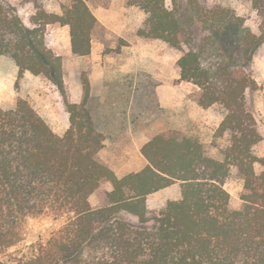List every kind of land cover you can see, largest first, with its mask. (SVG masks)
Returning <instances> with one entry per match:
<instances>
[{
  "label": "trees",
  "instance_id": "16d2710c",
  "mask_svg": "<svg viewBox=\"0 0 264 264\" xmlns=\"http://www.w3.org/2000/svg\"><path fill=\"white\" fill-rule=\"evenodd\" d=\"M128 3L145 14L138 35L182 51L175 66L180 81L198 88L197 104L224 109L214 136L228 132V144L214 157L197 136L169 128L141 147L148 161L142 170L117 177L97 158L104 135L88 104L86 72L79 75L80 101H68L61 56L45 43L46 25L59 23L69 28L71 53L90 54L98 21L87 0H67L60 13L38 9L29 25L8 0H0V56L12 59L19 76H45L68 113V126L59 134L25 98L10 108L0 105V254L21 240L28 218L60 220L47 238L20 255L0 258V264H264V157L253 152L261 135L245 97L257 88L250 66L264 36L221 5ZM251 4L264 24V0ZM146 77L149 84L137 74L115 86L116 113L127 112L131 93L137 109L154 107L156 84ZM233 167L243 181L238 209L229 207L223 186ZM103 181L112 188H101ZM176 182L179 199L147 208L149 194ZM92 194L99 195L97 205L90 203Z\"/></svg>",
  "mask_w": 264,
  "mask_h": 264
},
{
  "label": "rangeland",
  "instance_id": "374dc122",
  "mask_svg": "<svg viewBox=\"0 0 264 264\" xmlns=\"http://www.w3.org/2000/svg\"><path fill=\"white\" fill-rule=\"evenodd\" d=\"M8 1L16 8L23 22L27 25H29V17L36 10L43 9L48 12L60 13V5L67 2V0ZM200 1L207 6L221 5L234 9L238 15L244 18L245 24L252 32L264 36V24L261 17L252 7L251 0ZM164 2L168 8L172 7L171 0H164ZM87 3L96 17L108 19L111 22L109 26L98 25L97 23L92 32L91 37L93 36L94 38V58L90 55L83 58L76 57L71 53L69 28L67 25L50 23L46 25L44 30L46 46L61 56L63 80L68 101H70V96L74 98L77 94L76 87L77 83L80 84V72L85 71L87 76L90 77L96 70L94 62L99 60L98 55L100 54V50H103L108 55L107 64L111 66L110 70L115 67L117 70H120L122 65H129L130 43L138 35L137 30L143 26V20L145 18L144 12L137 6L129 4L128 0H87ZM145 39L149 40L147 38ZM183 48L186 49V46H183ZM181 54V50L171 47L165 41L158 39L151 43V46L146 50L141 59L135 54L132 48V66L139 68L137 74L141 82L143 81L149 84L148 78L146 77L149 76L153 78L156 85H162L166 88L162 90L163 95L171 98L174 102V109H170L169 113H177L175 104L177 100L183 99L185 108L184 129L181 128L183 126H181L180 122L178 127L188 134L197 136L205 144L208 154L214 157H220L218 149L228 144L229 133L226 132L223 136L219 137L214 136V128L223 118L225 111L218 104H213L197 112L194 111L197 105L198 88L187 81L180 84V80L176 79L179 70L175 66V62ZM250 72L256 81L257 88L253 91H246V103L254 115L257 129L261 135V140L253 146V152L259 157H264V39L254 51ZM93 76H95L94 89L98 91L99 85L96 79V71ZM110 76L108 85L109 98L117 100L118 96L116 94L118 88H115V86L118 85L117 82H120L119 80L121 78L128 77V73H121L119 71L117 75H114V73L110 72ZM21 97L25 98L46 119L53 130L55 126L53 120H56L59 127L56 128L55 126V132L62 133L60 130L62 127L60 126H63L64 121H67L68 114L62 96L56 90L55 86L45 76L34 75L29 71H24L19 76L18 68L12 59L7 56H0V105L5 108H10ZM119 100L121 101L122 99L119 98ZM150 111L152 112L153 108L149 104L146 113L149 114ZM103 112L107 114L116 113L114 107L111 105L105 107ZM154 112L156 116L158 113L156 110ZM164 113L165 110L163 109L162 114L164 115ZM170 118L171 116H169L167 121L168 126L166 128L172 127L173 121ZM254 168L256 171H259L261 167L256 163ZM105 185V183L101 185V188L104 190ZM223 186L230 196L229 207L238 209L242 203L240 194L243 190V181L238 176L235 167L231 168L230 175ZM89 200L92 205H97L99 195L92 194ZM59 223L60 220H56L52 216L28 218L22 228L21 240L16 245L2 252L0 258L10 259L13 256L26 252V247L29 244L47 238L50 232L58 227Z\"/></svg>",
  "mask_w": 264,
  "mask_h": 264
},
{
  "label": "crops",
  "instance_id": "0c3cea01",
  "mask_svg": "<svg viewBox=\"0 0 264 264\" xmlns=\"http://www.w3.org/2000/svg\"><path fill=\"white\" fill-rule=\"evenodd\" d=\"M96 18L98 21V25L100 24L105 26L111 25V22L108 19H102V18L100 19L98 17ZM132 40L133 41H131L129 46L130 48L129 65H122L120 70H117L116 67L110 70L111 66L107 64L108 55L104 53L103 50L99 51L100 53L98 55L99 60H96V62H94V64L96 65L95 71L97 72L96 79L99 85L98 91L94 89L95 76H93V74L95 73V71L92 75H90V77H88L90 84V98L88 104L91 106L92 117L94 119L97 129L104 135L103 146L98 151L97 158L101 163H103L108 168H110L113 171V173L119 178L129 173L138 172L147 165L148 161L145 158V156L142 154L141 147L155 133L167 131V129H169L166 128L168 126L167 121L169 119V116H171L170 120L173 121L171 128L180 129L178 127L179 126L178 124L180 122L181 126H183L184 115H185L183 99L177 100L175 104L178 112L175 114L169 113L170 109H174L173 108L174 102L171 98H168L166 95H163L162 90L166 88H164L162 85L155 86L156 100L152 101L154 104L153 108L158 113L156 116L154 115L155 112L148 115L145 112L141 111L140 109L134 107L136 99H132V93L128 99L126 113L107 114L103 112L104 108L107 107L108 105L115 106L117 104L116 99L109 98L108 85H109V79L111 77L110 72L114 73V75H117L119 71L121 73H128V77L132 80V76L135 77L137 71L139 70V68L132 66V48L134 49L135 54L141 59L143 57V54L146 52V50L151 46V43H153V41H156L158 39L146 40L145 38L136 35L135 38ZM93 43H94V38L92 36L91 51L89 54L90 56H92V58L95 57ZM176 79H179V73H177ZM119 81L120 82L117 83H121L123 81V78H121V80ZM183 82L184 81H180V84ZM76 88H77V94L74 98L71 96L69 97L70 102H79L81 99V94H82L81 85L77 83ZM179 105H180V114H179ZM195 108L196 109H194V111L196 112L204 109L198 104L195 106ZM163 109L165 110L164 115L162 114ZM53 123L55 124L56 128L59 127L58 126L59 124H57L56 120H53ZM175 125L177 126L174 127ZM218 125H216V127ZM55 126H54V131L56 130ZM67 126H68V116H67V121L66 122L64 121V125L60 126L62 127L60 128L62 133L65 131ZM216 127L214 129H216ZM181 128L184 129V126ZM103 183L106 184L105 190H110L112 188V185L109 181H103ZM179 198H180V186L179 183L176 182L163 189H160L154 193L149 194L146 197V206L150 210L158 209L164 206L168 200H176Z\"/></svg>",
  "mask_w": 264,
  "mask_h": 264
}]
</instances>
